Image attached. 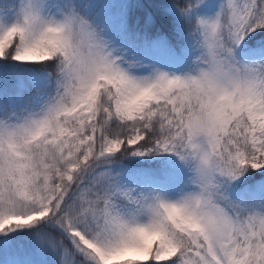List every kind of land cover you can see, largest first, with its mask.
I'll use <instances>...</instances> for the list:
<instances>
[{
    "label": "snow or ice",
    "instance_id": "obj_1",
    "mask_svg": "<svg viewBox=\"0 0 264 264\" xmlns=\"http://www.w3.org/2000/svg\"><path fill=\"white\" fill-rule=\"evenodd\" d=\"M0 264H264V0H0Z\"/></svg>",
    "mask_w": 264,
    "mask_h": 264
}]
</instances>
